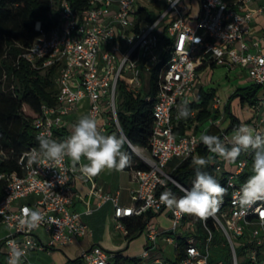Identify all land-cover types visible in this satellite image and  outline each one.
Listing matches in <instances>:
<instances>
[{
	"label": "built area",
	"instance_id": "2783aa9c",
	"mask_svg": "<svg viewBox=\"0 0 264 264\" xmlns=\"http://www.w3.org/2000/svg\"><path fill=\"white\" fill-rule=\"evenodd\" d=\"M140 1L87 0L85 7L75 8L69 0H50L48 16L57 14V23L45 28L41 21H35V37L20 53V57L36 69L56 66L55 104L43 102L40 114L31 121L35 137L43 132L51 133L53 139L57 136L56 130L66 129V116L75 111L83 99L88 102L85 115L97 121L102 133L117 132L120 128L117 118L118 79L137 90L141 85V62L144 61V67L149 69L167 54L158 73L148 148L131 142L127 144L146 165L143 169L133 170L137 182L131 191L133 203L121 204L117 191H106L97 186L95 177L87 178L79 171L71 170L68 158L59 163L30 164L26 153L36 147L29 146L20 155L18 173L0 170V181L4 183L0 197V227L7 228L0 237V255L7 263L9 240L16 241L24 251L21 264H31L27 260L30 251L49 252L90 235L91 229L83 221L82 214H90L93 209L109 202L118 227L123 218H142L143 232L152 242V249L159 236L175 249L182 241V253L178 259L163 261L157 257L154 264H209V243L214 239L216 226L221 228L230 250L228 264H239L237 237L247 241L246 264H264V201H257L248 208L246 215H241L239 205L233 202L243 185L239 175L253 161L252 150L243 152L236 163L217 158L215 170L224 174L228 195L223 198L215 218H211L213 227L207 221H200L203 238L199 236L198 218L177 214L159 201L160 194L169 189V182L181 189L165 170L168 162L173 158L183 160L194 156L201 143V136L197 133L176 130L181 121L177 119V108L181 101H190L200 63L208 61L220 66H239L246 69L254 84H264V33L246 38L249 23L255 13H264V6L250 10L244 8L250 0H198V16L190 22L183 0L174 5L165 0L166 8L158 12L156 19L152 22L140 20L135 30L137 11L147 8ZM160 23H164L161 36L156 31ZM127 29L132 32L128 34ZM121 39L125 42L124 47ZM160 40L163 47L158 49ZM11 89L16 95L14 84ZM261 123H264V111L258 120V125ZM220 135L224 143H229L224 131ZM75 178L90 183L89 194L94 199V208L71 209L76 199L72 186ZM24 207L38 210L45 217V222L31 232L20 230L12 219L19 216ZM161 210H166L171 219L168 229L159 230L147 216ZM38 231H43L46 237L43 238ZM148 249H144L142 257L147 256ZM78 257V264H115L114 252H108L98 244L81 249ZM215 264H223V261Z\"/></svg>",
	"mask_w": 264,
	"mask_h": 264
},
{
	"label": "trees",
	"instance_id": "16d2710c",
	"mask_svg": "<svg viewBox=\"0 0 264 264\" xmlns=\"http://www.w3.org/2000/svg\"><path fill=\"white\" fill-rule=\"evenodd\" d=\"M69 2L75 8H83L87 4V0H69ZM50 5V0H0V170L5 172L18 173L20 170L18 161L24 149L29 146L39 147L33 133L31 121L40 114V106L43 102L49 105L55 104V88L53 90L52 84L56 66L52 65L43 70L36 69L26 59L20 57L23 48L28 46L35 37V21H41L45 28L57 23V14L53 17L48 16ZM136 14L135 30H137V24L140 20L146 19L152 22L156 19V15L145 7L140 8ZM166 58L167 54H164L162 59L149 69L144 67V61L141 62V85L137 90H133L123 79L119 78L117 81V90L121 97L117 105V118L120 128L124 129L133 145L148 148L153 126L152 109L155 101L154 97L158 89V73ZM14 80L15 83H13ZM12 84H14L16 95L13 94L11 89ZM262 86L264 84L252 83L246 87L238 88L232 93L229 100L238 97L242 104H252ZM197 95L198 102L189 103V108L191 110L200 109L196 118L204 120L210 115L207 106L214 96V89L201 88ZM224 111L229 117V126L237 128L240 123L239 119L229 110L228 104L225 105ZM215 115H218L217 111H215ZM183 121L181 120L176 128L178 132L183 129ZM55 132L59 133L57 130ZM220 132L219 128L211 125L205 134L216 135L221 138ZM259 134L264 135V132ZM231 146L229 144L227 147ZM123 151L128 154L131 161L124 170L133 171L146 167L145 164L138 160L127 144H125ZM195 154V157L189 156L186 159L179 160L170 171L171 177L184 188L190 189L195 179L196 169L192 163L193 158H208L214 155L208 151L202 142L198 145ZM217 158L215 157L202 170L213 175L225 187L224 174L215 170ZM251 174L252 163H248L239 175V180L244 183ZM3 186L4 183L0 181V197L3 193ZM168 186L174 194L183 195L181 189L173 183L169 182ZM227 195L228 193L224 198H227ZM153 215L149 213L147 216L151 217ZM207 222L213 227L211 218ZM124 225L126 229L125 237L130 239L136 232L143 229L144 221L141 217H126ZM182 244V241L178 242L176 249L177 259L182 253ZM225 247L227 248L225 260L222 261L223 264H228L230 250L226 243ZM121 261L131 264L138 262V259L136 257L123 258L117 255L115 264H120ZM78 263L79 257L68 259L66 262V264ZM0 264H3L1 255Z\"/></svg>",
	"mask_w": 264,
	"mask_h": 264
},
{
	"label": "clouds",
	"instance_id": "9594fccd",
	"mask_svg": "<svg viewBox=\"0 0 264 264\" xmlns=\"http://www.w3.org/2000/svg\"><path fill=\"white\" fill-rule=\"evenodd\" d=\"M173 5L179 0H169ZM190 101L183 100L177 108V119H187L191 115ZM39 147L26 153L30 164L43 165L47 161L62 162L68 158L71 170L79 171L82 176L92 178L101 172L122 171L129 166L130 158L123 151L125 144L130 143L121 127L111 134L102 133L97 121L89 115L81 117L73 126L71 134L62 141L51 137V133L41 132L36 137ZM200 141L213 156L193 158L195 179L191 188L181 187L182 196L177 197L171 189L160 194L159 201L180 215H191L205 222L215 218L227 194V188L207 171H203L215 157L229 163H236L242 152L252 150V174L241 186L234 204H238L241 215L257 201H264V135L247 125L241 124L233 130L231 147L216 135H202ZM161 183H164L163 181ZM20 230L31 232L45 222V217L38 210L30 207L21 209L19 216L12 218ZM8 264H21L24 251L14 240L8 241Z\"/></svg>",
	"mask_w": 264,
	"mask_h": 264
},
{
	"label": "crops",
	"instance_id": "0c3cea01",
	"mask_svg": "<svg viewBox=\"0 0 264 264\" xmlns=\"http://www.w3.org/2000/svg\"><path fill=\"white\" fill-rule=\"evenodd\" d=\"M186 3L185 14L188 17L190 22H194L199 13V6L198 0H183ZM259 6H264V0H250L244 5V8L255 10ZM163 25L164 23H160L157 27V32L163 35ZM132 29H127V33L130 34ZM261 33H264V13H255L254 18L249 23V34L246 36L247 39H251ZM121 41V46L124 47L125 42L124 40ZM262 50H264V45H262ZM212 62L202 61L200 65L197 67L196 76L194 80V87L193 91L190 95V103L191 102H198V91L202 89L212 88L214 89V96L210 101L209 105L207 106V110L210 112V115L204 120H198L196 118L197 113L200 109H192L191 115L183 122L184 123L183 129L180 133L184 131H193L198 135L202 136L206 133V130L211 126L214 125L220 129V131H224L227 135L229 143H225L226 146L231 144V138L228 136V130L235 129L232 126H229V117L227 116L226 112L224 111L225 105L228 104L229 110L239 119V125L247 124L253 127L257 133L264 132V123L258 125V120L261 119L262 111H264V86L258 92L255 101L252 104L248 103H241L238 97L229 98L231 97L232 93L238 89L246 87L252 84V80L249 78L247 71L245 68L239 66L227 67V66H220V65H211ZM216 99L219 100L216 103ZM87 99H83L80 104L78 105L77 109L73 111L70 115L66 116V129L60 130L57 133L55 140L62 141L64 137H68L73 129V126L78 122V120L85 116L87 111ZM235 104L236 111L231 110V104ZM260 104L261 106L258 107L257 105ZM215 111L218 112V115H215ZM185 124H188L185 125ZM238 125V126H239ZM228 129V130H226ZM63 134H62V133ZM62 134V136H60ZM232 145V144H231ZM196 154L193 156L195 157ZM177 160L175 165L171 168V170L176 166L179 162V159L173 158L172 160ZM168 162V163H169ZM170 170V171H171ZM170 173V172H168ZM95 181L97 186L103 188L109 192H118L119 193V201L121 204L129 205L133 203L131 197V191L134 190L137 186V182L133 176V171L131 170H122V171H108L105 170L101 172L99 175L95 176ZM72 186L76 191V199L71 205V209L73 210H80L86 206L94 208V199L89 194L90 183L82 178H75L72 182ZM178 197V195H177ZM153 216L161 217L166 216L170 219L166 210H161L155 213ZM151 216L150 221L155 217ZM153 217V218H152ZM138 218V217H132ZM82 219L85 221L91 229L90 235H84L76 239L73 243L64 244L61 246L56 247L54 250H59L61 247L66 245H73L75 250L79 253L81 249H87L94 244H98L103 248L112 249L114 252V260L116 256L125 257H136L138 262L131 263V264H154L153 260L155 258L161 259V254H156L150 251L152 250V242L148 240L145 232L143 229L141 231L136 232L130 239H126L125 233V225L124 220L125 218L121 219V226H117V220L114 218L112 213V207L109 202L103 203L99 208H95L92 210L90 214H82ZM171 220V219H170ZM171 223V221H170ZM171 226V224H170ZM169 226V227H170ZM159 230L168 229L164 228L163 226H157ZM6 232L4 227H0V237ZM117 232L123 234V239L121 240H114L113 234H117ZM38 234L41 235L43 238L46 237L43 231H38ZM162 240L168 244L163 236H159ZM141 239L139 244V249L136 251H129V246L136 242L137 240ZM171 245V244H169ZM148 254L145 257H142L141 253L144 249L148 248ZM173 247V259L176 258L177 253L176 249ZM49 254L57 257V262L53 261L50 264H66L68 259H75V258H68L66 254L63 252V256L59 255L58 251H54L50 254L49 252H40V251H30L27 254V260L31 264H39L36 261V257L41 254ZM60 256V257H59ZM162 260V259H161ZM1 261L3 264H8L5 260V257L1 255ZM121 264H126L125 262L121 261Z\"/></svg>",
	"mask_w": 264,
	"mask_h": 264
},
{
	"label": "rangeland",
	"instance_id": "374dc122",
	"mask_svg": "<svg viewBox=\"0 0 264 264\" xmlns=\"http://www.w3.org/2000/svg\"><path fill=\"white\" fill-rule=\"evenodd\" d=\"M140 3H145L147 8L152 11L156 17L158 15V12L163 11L166 8V4H165V0H141ZM163 47V41L160 40L158 42V49H161ZM15 83V80L14 82ZM52 88L54 90L55 86H54V78H53V84H52ZM121 100V97L119 96L118 93V97H117V103H119ZM231 110L232 111H236L235 109V104H231ZM234 111V112H235ZM233 130L234 129H230L228 130V136L232 139V134H233ZM134 155L136 156V154L134 153ZM1 156V155H0ZM177 162V160H172L171 162H169L167 164V166L165 167V170L167 172H170L171 168L175 165V163ZM179 197V195H178ZM30 198V197H29ZM28 200V199H27ZM155 217L154 219L151 220V223L157 227V226H163L164 228H167L170 226V219L166 216H161V217ZM152 217V218H153ZM201 220L198 219L197 221V226L199 227V236L201 238L204 237V231L201 225ZM3 227V226H2ZM5 228V227H4ZM5 230H7V228H5ZM113 238L114 240H121L123 239V234L117 232V234H113ZM141 239L137 240L136 242H133L130 246H129V251H136L139 249V244ZM236 253H237V257H238V263L239 264H246V259H244L245 257V248L248 246L247 241H245L243 238L241 237H237V241H236ZM155 247L150 251V254L152 252L156 253V254H161V259L163 261H172L173 260V247L172 245L166 244L161 237H158L157 239V244L154 245ZM226 247H225V240L223 237V233L222 230L219 226L215 227L214 230V239L209 243V264H215L218 261H224L225 260V253H226ZM108 252L113 251L112 249L107 248L106 249ZM54 251H58L60 254L63 256V252L66 254V257L68 258H75L78 256V252L75 250V248L73 247V245H66L61 247L59 250H54V249H50V254L53 253ZM58 257V256H57ZM57 257L53 256V255H47L45 253H41L36 257V261L39 264H50L53 261L57 262ZM60 257V256H59Z\"/></svg>",
	"mask_w": 264,
	"mask_h": 264
},
{
	"label": "water",
	"instance_id": "95a60500",
	"mask_svg": "<svg viewBox=\"0 0 264 264\" xmlns=\"http://www.w3.org/2000/svg\"><path fill=\"white\" fill-rule=\"evenodd\" d=\"M181 187H183V186H181ZM184 188V187H183Z\"/></svg>",
	"mask_w": 264,
	"mask_h": 264
}]
</instances>
